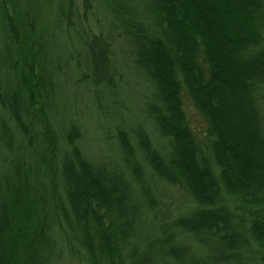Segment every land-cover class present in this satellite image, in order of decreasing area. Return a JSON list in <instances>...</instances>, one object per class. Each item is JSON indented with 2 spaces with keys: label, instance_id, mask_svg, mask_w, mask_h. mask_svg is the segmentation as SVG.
Wrapping results in <instances>:
<instances>
[{
  "label": "trees",
  "instance_id": "1",
  "mask_svg": "<svg viewBox=\"0 0 264 264\" xmlns=\"http://www.w3.org/2000/svg\"><path fill=\"white\" fill-rule=\"evenodd\" d=\"M41 2L0 0V264H58L60 253L71 248L63 250L60 244L64 224L87 264H161L162 245L138 242L121 184L79 152L76 158L56 159L54 165L44 158L63 147L44 125L45 117L51 126L46 111L57 105L51 102L55 76L46 73L45 61L54 55L58 40L52 31L58 25L50 26ZM101 2L113 24L136 39L137 61L157 86L153 117L173 150L166 159L148 140L143 145L158 176L185 186L198 204L177 220L179 225L194 234L216 232L228 220L220 205L225 189L228 197H240L254 207L250 233L264 246V125L259 106L264 48L254 47L264 40V0ZM88 43L91 67L97 72L99 58L107 60L109 45L102 37ZM95 46L100 49L98 59ZM186 98L208 121L219 175L188 124ZM11 122L25 127L26 132H19L30 138L34 154L23 146ZM36 127L43 132L47 155L39 152L42 144H36L31 130ZM67 138L74 144L77 137L68 133ZM51 166L63 176L65 198L42 181ZM55 195L59 205L52 202Z\"/></svg>",
  "mask_w": 264,
  "mask_h": 264
},
{
  "label": "rangeland",
  "instance_id": "2",
  "mask_svg": "<svg viewBox=\"0 0 264 264\" xmlns=\"http://www.w3.org/2000/svg\"><path fill=\"white\" fill-rule=\"evenodd\" d=\"M41 3L46 6L45 17L50 26L58 25V30L52 31L58 40L54 55L45 61L46 73L55 76V97L51 102L57 105L46 111L51 126L45 117L44 125L46 133L56 137L59 147H63L62 152L55 149L49 158H44L54 165L56 159L76 158L79 152L112 181L121 184L126 189L131 222L139 231L137 240L142 244L145 240L152 242L151 247L162 245L165 258L161 264H262L264 246L250 233V213L254 207L240 197H228L225 189L220 205L225 208L228 220L216 232L194 234L179 225L177 220L198 204L185 186L160 178L146 158L143 143L147 140L166 159L170 158L173 146L170 138L161 134L153 117L159 100L158 89L137 61L136 39L113 24L101 0H42ZM94 37H102L109 45L107 60L99 58L101 68L97 72L91 67L88 43ZM254 47L264 48V40ZM99 51L95 46L96 59ZM203 53L201 49L200 60L205 67ZM96 78L103 79V83L94 82ZM259 99L264 125V92ZM185 110L199 147L219 175L212 158L214 138L208 132L207 119L191 99H185ZM15 124L13 128L23 146L26 144L34 154L30 138L19 132H26L25 127L16 128ZM7 125L2 123L1 129L12 138ZM31 130L36 144H42L40 154L47 155L41 143L44 139L41 128ZM68 133L77 137L74 144L69 142ZM33 176L35 180L39 178L37 173ZM44 180L52 184L51 188L57 187L65 198L63 176L58 171L53 169ZM52 202L58 204V197ZM63 227L60 244L63 250L66 245L71 248L64 255L60 253L58 264H87L68 226Z\"/></svg>",
  "mask_w": 264,
  "mask_h": 264
}]
</instances>
